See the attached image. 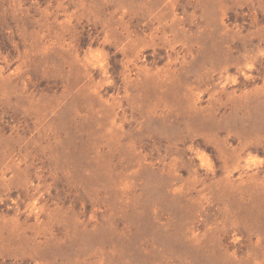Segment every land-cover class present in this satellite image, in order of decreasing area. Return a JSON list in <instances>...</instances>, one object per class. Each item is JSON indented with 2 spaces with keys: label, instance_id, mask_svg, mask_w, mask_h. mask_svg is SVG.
<instances>
[{
  "label": "rangeland",
  "instance_id": "1",
  "mask_svg": "<svg viewBox=\"0 0 264 264\" xmlns=\"http://www.w3.org/2000/svg\"><path fill=\"white\" fill-rule=\"evenodd\" d=\"M0 264H264V0H0Z\"/></svg>",
  "mask_w": 264,
  "mask_h": 264
}]
</instances>
